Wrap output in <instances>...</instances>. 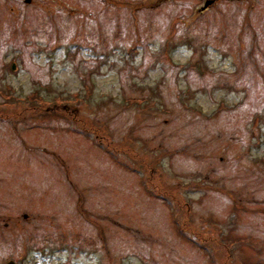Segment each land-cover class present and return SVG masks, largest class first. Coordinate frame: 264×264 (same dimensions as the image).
Masks as SVG:
<instances>
[{
    "label": "rangeland",
    "instance_id": "374dc122",
    "mask_svg": "<svg viewBox=\"0 0 264 264\" xmlns=\"http://www.w3.org/2000/svg\"><path fill=\"white\" fill-rule=\"evenodd\" d=\"M10 261L264 264V0H0Z\"/></svg>",
    "mask_w": 264,
    "mask_h": 264
},
{
    "label": "water",
    "instance_id": "95a60500",
    "mask_svg": "<svg viewBox=\"0 0 264 264\" xmlns=\"http://www.w3.org/2000/svg\"><path fill=\"white\" fill-rule=\"evenodd\" d=\"M210 3H211V1L210 2H207V5L206 6L210 5ZM14 70H15V68H14ZM9 264H15V263L14 262H10Z\"/></svg>",
    "mask_w": 264,
    "mask_h": 264
}]
</instances>
